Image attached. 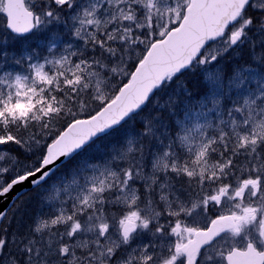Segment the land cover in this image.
Wrapping results in <instances>:
<instances>
[{
    "label": "snow or ice",
    "instance_id": "6c2138e0",
    "mask_svg": "<svg viewBox=\"0 0 264 264\" xmlns=\"http://www.w3.org/2000/svg\"><path fill=\"white\" fill-rule=\"evenodd\" d=\"M21 2L14 26L0 0L30 48L25 75L0 60V198L27 181L0 264H264V0Z\"/></svg>",
    "mask_w": 264,
    "mask_h": 264
},
{
    "label": "trees",
    "instance_id": "16d2710c",
    "mask_svg": "<svg viewBox=\"0 0 264 264\" xmlns=\"http://www.w3.org/2000/svg\"><path fill=\"white\" fill-rule=\"evenodd\" d=\"M0 24L1 26L3 24L2 18H0ZM3 35H4V38L6 37V39H5V42L4 41L0 42V48H3L5 51H7L8 55L7 57H0V60L4 62L6 69H10L11 71H19L21 70V68H23V56H22L23 52L27 50L30 51V48L28 47L29 42L25 41V42L18 43L17 41L14 40V38L9 37L6 34H3ZM17 59L21 60V65L19 66L15 63ZM94 83L97 86L95 77L92 78V83L89 86L90 96L86 95L83 98V103L85 104V106H91L94 103V100L91 97H95L97 99L99 98V96L94 93ZM168 100H169V97L163 94L158 98H154L152 105H151V110H158L161 106V103L165 104V102ZM180 101H181V97H176L173 100L172 102L173 109L178 108V106L180 105ZM79 103L80 101H76V102L69 101L68 104L66 105L65 110H67L68 108L74 107ZM26 110L27 109L24 107L20 108L21 112H24Z\"/></svg>",
    "mask_w": 264,
    "mask_h": 264
},
{
    "label": "water",
    "instance_id": "95a60500",
    "mask_svg": "<svg viewBox=\"0 0 264 264\" xmlns=\"http://www.w3.org/2000/svg\"><path fill=\"white\" fill-rule=\"evenodd\" d=\"M8 3V15L10 22L14 23V26H22L26 20V13L24 11L21 0H7ZM192 39V34L187 35L181 43L189 42ZM51 167V165H49ZM46 170V169H45ZM40 175V173H37ZM35 177H29L28 180L34 179ZM16 187V186H14ZM27 190V181L25 184L17 186L10 192L7 197L0 198V208L10 205L12 198L16 195L17 192ZM223 223V221L221 222Z\"/></svg>",
    "mask_w": 264,
    "mask_h": 264
},
{
    "label": "rangeland",
    "instance_id": "374dc122",
    "mask_svg": "<svg viewBox=\"0 0 264 264\" xmlns=\"http://www.w3.org/2000/svg\"><path fill=\"white\" fill-rule=\"evenodd\" d=\"M0 26H1V24H0ZM5 39H6V37L4 38V35L3 34H0V42L1 41H4L5 42ZM28 51V50H27ZM32 54L33 55H35V52H32ZM118 67V66H117ZM4 71H8V72H11L12 73V76L11 77H9V80H12V79H14V77L17 75V74H21V75H25L26 73L23 71V68H21V70H19V71H11L10 69H6V68H4ZM0 74H2V73H0ZM108 91H109V85H108V81L105 79V78H103V77H101L100 78V82H99V84L96 86L95 85V83H94V93L96 94V95H98L99 97L101 96V95H104V96H106L107 95V93H108ZM163 103H161V105H162ZM133 135H135V133H133ZM10 164H11V160H10V158H8V157H6L3 161H0V166H4V167H8V166H10ZM54 189H52V190H50V192L54 195Z\"/></svg>",
    "mask_w": 264,
    "mask_h": 264
},
{
    "label": "flooded vegetation",
    "instance_id": "af4514ba",
    "mask_svg": "<svg viewBox=\"0 0 264 264\" xmlns=\"http://www.w3.org/2000/svg\"><path fill=\"white\" fill-rule=\"evenodd\" d=\"M228 206H229V205H228V203L226 202V207H228ZM225 223H227V221H226ZM228 239L231 241V240L235 239V237H233L232 234L229 233ZM237 242H239V241H237Z\"/></svg>",
    "mask_w": 264,
    "mask_h": 264
}]
</instances>
